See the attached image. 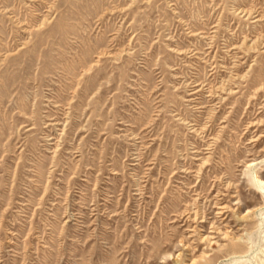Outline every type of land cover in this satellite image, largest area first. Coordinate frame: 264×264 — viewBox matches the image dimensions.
<instances>
[{"label":"rangeland","instance_id":"rangeland-1","mask_svg":"<svg viewBox=\"0 0 264 264\" xmlns=\"http://www.w3.org/2000/svg\"><path fill=\"white\" fill-rule=\"evenodd\" d=\"M0 264H264V0H0Z\"/></svg>","mask_w":264,"mask_h":264}]
</instances>
